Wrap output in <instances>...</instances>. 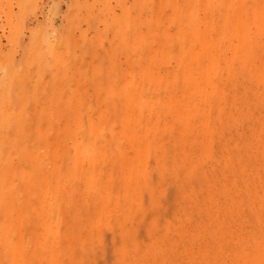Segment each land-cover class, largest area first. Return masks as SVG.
<instances>
[{
	"label": "bare ground",
	"instance_id": "bare-ground-1",
	"mask_svg": "<svg viewBox=\"0 0 264 264\" xmlns=\"http://www.w3.org/2000/svg\"><path fill=\"white\" fill-rule=\"evenodd\" d=\"M69 1L0 0V264H264V0Z\"/></svg>",
	"mask_w": 264,
	"mask_h": 264
},
{
	"label": "rangeland",
	"instance_id": "rangeland-1",
	"mask_svg": "<svg viewBox=\"0 0 264 264\" xmlns=\"http://www.w3.org/2000/svg\"><path fill=\"white\" fill-rule=\"evenodd\" d=\"M69 0H36V3L39 5L37 10L35 9V16H38V17H35L33 16L34 14H32L31 12H28L29 14H26V18H24V20H26L25 22H23V27H22V30L24 29L25 27V31H24V34L27 35L29 34V31H27L29 29V27H35L36 24L38 23V20L40 19L43 20L44 18V14L48 11V9H55V15H56V19H57V23L58 24H61L62 23V17H63V14L67 12L68 10V4H69ZM55 5V7H54ZM43 6H44V9H43ZM40 7H42V9H39ZM46 9V10H45ZM40 10H45V11H40ZM45 12V13H43ZM43 13V16L41 14ZM37 14V15H36ZM7 25V21H0V28L3 26H6ZM25 25V26H24ZM26 37V36H25ZM4 40V43L6 42L5 39ZM250 228H255V226L253 227L252 225L249 226ZM190 258V257H189ZM189 258H186L187 260H189ZM195 260L194 261H206L207 258L206 256L203 254L201 256H199V258H194Z\"/></svg>",
	"mask_w": 264,
	"mask_h": 264
}]
</instances>
